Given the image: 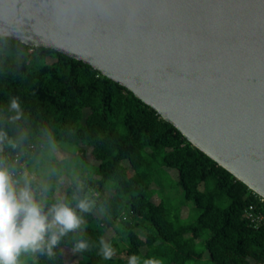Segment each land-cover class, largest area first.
<instances>
[{
    "label": "trees",
    "instance_id": "1",
    "mask_svg": "<svg viewBox=\"0 0 264 264\" xmlns=\"http://www.w3.org/2000/svg\"><path fill=\"white\" fill-rule=\"evenodd\" d=\"M12 98L22 110L16 121L10 119L15 115L9 110ZM0 131L15 143L6 140L0 158L18 186L30 182L45 211L57 201L73 208L77 198L94 202L90 212L76 209L85 224L62 237L53 256L45 249L23 255L22 264H67L79 240L89 248L74 253L75 264H128L132 255L139 264L148 258L194 264L206 256L208 264H264V219L253 222L247 215L254 206L255 216H264L263 198L92 66L0 38ZM50 145L78 147L85 165L95 161L94 171L75 173L63 187L26 176ZM159 179H177L185 202H195L200 210L197 219L173 221L165 202H154ZM109 230L115 235L107 240ZM101 238L114 251L126 244V255L105 260L98 254Z\"/></svg>",
    "mask_w": 264,
    "mask_h": 264
},
{
    "label": "water",
    "instance_id": "2",
    "mask_svg": "<svg viewBox=\"0 0 264 264\" xmlns=\"http://www.w3.org/2000/svg\"><path fill=\"white\" fill-rule=\"evenodd\" d=\"M0 38L92 66L264 199V0H0Z\"/></svg>",
    "mask_w": 264,
    "mask_h": 264
},
{
    "label": "clouds",
    "instance_id": "3",
    "mask_svg": "<svg viewBox=\"0 0 264 264\" xmlns=\"http://www.w3.org/2000/svg\"><path fill=\"white\" fill-rule=\"evenodd\" d=\"M9 110L15 113L11 120L20 119L22 110L17 98L10 100ZM6 140L15 147L7 133L0 131V151ZM18 185L19 181L14 180L10 167L0 158V264H22L23 255H35L45 249L50 257L53 256V249L61 238L85 224L76 209L81 213L90 212L94 203L85 196L77 198L76 208L57 201L45 211L43 201L36 199L29 181H25L22 187ZM99 243L98 254L105 260L111 259L114 255L111 244L103 238ZM88 248L86 241L79 240L74 244L73 252L82 253ZM128 264H139V257L130 256ZM143 264H160V261L148 258Z\"/></svg>",
    "mask_w": 264,
    "mask_h": 264
},
{
    "label": "rangeland",
    "instance_id": "4",
    "mask_svg": "<svg viewBox=\"0 0 264 264\" xmlns=\"http://www.w3.org/2000/svg\"><path fill=\"white\" fill-rule=\"evenodd\" d=\"M64 148L68 147H54L52 145L46 147L37 160L31 164L26 176L40 178L42 184L57 183L63 187L70 183V177L75 173H81L86 169L94 171L96 167L95 161L90 157L92 164L85 165V162L78 156V147H69V151ZM171 174L173 177L177 176L175 172H171ZM176 180L159 179L156 183L159 189L153 200L155 203L165 202L173 221H194L200 215V210L195 202H185L184 190L177 185ZM114 235L115 233L109 230L106 234V239L109 240ZM125 249L126 244L122 243L120 252L114 251L112 258L124 257L126 255ZM66 258L67 264H75L78 261V256L74 253H68ZM208 261L209 258L206 256L202 261L194 264H208Z\"/></svg>",
    "mask_w": 264,
    "mask_h": 264
},
{
    "label": "built area",
    "instance_id": "5",
    "mask_svg": "<svg viewBox=\"0 0 264 264\" xmlns=\"http://www.w3.org/2000/svg\"><path fill=\"white\" fill-rule=\"evenodd\" d=\"M12 175L14 176V172L12 171ZM263 201H264V199H263ZM247 215H248V218L250 219V220H252L253 222H255V221H263V219H264V216H261V215H259V216H255V213H254V206H251L250 208H249V210H248V212H247Z\"/></svg>",
    "mask_w": 264,
    "mask_h": 264
}]
</instances>
